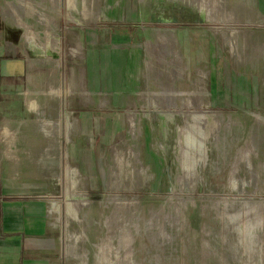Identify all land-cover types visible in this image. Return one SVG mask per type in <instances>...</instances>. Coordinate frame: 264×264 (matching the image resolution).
<instances>
[{"label": "rangeland", "instance_id": "rangeland-1", "mask_svg": "<svg viewBox=\"0 0 264 264\" xmlns=\"http://www.w3.org/2000/svg\"><path fill=\"white\" fill-rule=\"evenodd\" d=\"M26 1L37 106L10 116L1 172L53 201L59 241L103 244L92 264H264V0ZM92 33L122 86L138 50V89L112 108L79 103Z\"/></svg>", "mask_w": 264, "mask_h": 264}, {"label": "crops", "instance_id": "crops-1", "mask_svg": "<svg viewBox=\"0 0 264 264\" xmlns=\"http://www.w3.org/2000/svg\"><path fill=\"white\" fill-rule=\"evenodd\" d=\"M28 1L0 0V139H7L13 132H9V118L17 114L35 113L37 104L30 97L28 88L32 68L28 56L24 53L29 51V43L36 42L34 34L28 29L27 24L17 14V4ZM54 5L55 0H51ZM57 5V3H56ZM34 12H37V9ZM41 20L43 13L40 14ZM50 21V20H49ZM16 28L23 30L21 38L24 42L18 44L6 37L4 28ZM28 34V35H27ZM90 35L92 50L86 55L85 66L88 80L87 94L82 103L93 101L97 94L111 102V108L115 101H122L124 97L114 95V92H122L129 95L137 91V70L139 68L138 50L133 47L127 54L125 61L120 59V65L125 70V76L131 77L132 81L122 86L119 82L114 83L112 78V51L115 45H98L99 34ZM28 36L31 38H28ZM25 41L28 44H25ZM96 42V45H95ZM111 42V41H110ZM20 45H26L24 50ZM135 45V44H134ZM133 45V46H134ZM137 46V45H136ZM56 48V43H54ZM35 50V47H32ZM45 49V44L43 45ZM38 52L40 51L39 48ZM114 53V51H113ZM31 83V82H30ZM123 84L125 82H122ZM87 101V103H89ZM34 103V104H32ZM82 106V105H81ZM8 133H7V132ZM6 133V134H5ZM9 134V135H8ZM8 140V139H7ZM51 149V148H50ZM8 152V150H4ZM46 152H48L46 150ZM1 153V150H0ZM49 153V152H48ZM0 162V264H92L91 248H99V254L104 252L103 244H91L81 239L66 240L64 244L58 239V231L52 226L46 225V218L51 213L53 201L48 203L42 199L45 196L30 197L33 193H39L38 185H24L22 180L5 176L1 172ZM27 189L25 190V188ZM35 188V190L33 188ZM53 212V211H52ZM79 260V262H77ZM100 264H104L101 262Z\"/></svg>", "mask_w": 264, "mask_h": 264}, {"label": "bare ground", "instance_id": "bare-ground-1", "mask_svg": "<svg viewBox=\"0 0 264 264\" xmlns=\"http://www.w3.org/2000/svg\"><path fill=\"white\" fill-rule=\"evenodd\" d=\"M68 2H69V4L72 2V0H68ZM85 5V4H84ZM71 8V7H70ZM210 14V13H209ZM28 35V34H27ZM28 38H30L29 36H28ZM46 38H47V36H46ZM49 38V37H48ZM31 39V38H30ZM50 40H54V38H52L51 37V39ZM33 42V41H32ZM31 42V43H32ZM39 42V41H38ZM59 42V41H58ZM30 43V44H31ZM35 43V42H34ZM33 43V44H34ZM33 49V48H32ZM32 104H34V103H32ZM166 108H163V109H159V111H161L164 115L165 114H167V112H166V110H165ZM36 112H38V111H36ZM168 116V115H167ZM43 120H45V119H43ZM197 124V123H196ZM46 126V125H45ZM43 127V126H42ZM201 127V126H200ZM197 128V127H196ZM197 130V129H196ZM46 131L47 132H49V130H47L46 129ZM52 131V130H51ZM202 131V130H201ZM200 131V132H201ZM7 132V131H6ZM194 132L195 133H197L196 131H195V128H191V132H190V135H188L187 136V138L185 139V146H186V149L189 151V150H191V149H193V148H195V147H193L194 146V144L196 143V144H201L200 142L198 143V140H197V137L195 136V134H194ZM200 132H198V133H200ZM8 133V132H7ZM49 133H51V132H49ZM6 134V133H5ZM189 134V133H188ZM9 135V134H8ZM51 135V134H50ZM202 135V134H201ZM47 136V135H46ZM198 136V135H197ZM203 136V135H202ZM52 137V136H51ZM5 139V138H4ZM8 140H9V137L7 138ZM7 139H5V141L7 140ZM200 139H201V137H200ZM7 142V141H6ZM54 142V141H53ZM202 145V144H201ZM9 146V145H8ZM53 148V147H52ZM9 150V149H8ZM48 158V157H47ZM196 163V162H195ZM193 165V164H192ZM69 173V172H68ZM72 173V172H71ZM70 189V188H69ZM67 190V189H66ZM67 192V191H66ZM71 193V192H70ZM67 195H68V193H66ZM67 197H70V196H67ZM68 200V199H67ZM66 200V201H67ZM66 204H67V202H66ZM70 205V204H69ZM68 204H67V207L69 208L70 206H69ZM75 205V204H74ZM73 206V205H72ZM80 206H82V205H80ZM70 209V208H69ZM74 215V214H73Z\"/></svg>", "mask_w": 264, "mask_h": 264}]
</instances>
